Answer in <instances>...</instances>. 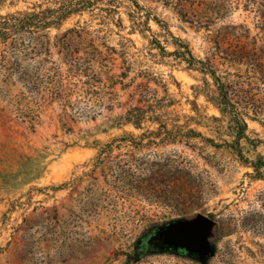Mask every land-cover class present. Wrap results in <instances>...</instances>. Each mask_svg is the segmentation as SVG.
Instances as JSON below:
<instances>
[{"label":"rangeland","instance_id":"rangeland-1","mask_svg":"<svg viewBox=\"0 0 264 264\" xmlns=\"http://www.w3.org/2000/svg\"><path fill=\"white\" fill-rule=\"evenodd\" d=\"M136 1L140 7L124 0L117 12L100 1L59 26L49 10L64 0H0V29L45 10L52 21L0 34V264H264V176L252 164L264 157V0H188L183 10L177 0ZM68 29L77 56L86 47L79 35L94 39L102 58L115 59L112 73L122 57L135 60L122 106L92 112L82 102L87 112L79 114L52 100L46 74L60 66L54 43ZM224 33L223 47L245 43L247 60L222 59ZM154 37L168 51L181 38L245 82L244 95L256 102L240 108L247 126L238 142L229 116L207 100L203 74L152 48ZM126 38L131 55H111L105 45L119 48ZM141 82L175 103L169 130L174 123L201 134L166 140L157 122L128 123L123 113ZM198 213L216 221L206 262L146 244L157 227Z\"/></svg>","mask_w":264,"mask_h":264},{"label":"trees","instance_id":"trees-1","mask_svg":"<svg viewBox=\"0 0 264 264\" xmlns=\"http://www.w3.org/2000/svg\"><path fill=\"white\" fill-rule=\"evenodd\" d=\"M100 1L104 0H64L58 9L49 10L54 16V22L60 26L69 14L79 13L84 11L90 6H94ZM124 0H108L113 7H110L114 11H118L116 7L118 4H122ZM137 7H140L136 0H131ZM181 2V9L185 8L188 0H177ZM176 1V4H177ZM192 3V2H191ZM135 12V10H133ZM184 11L188 12L187 9ZM138 12V11H137ZM48 11L43 12H33L24 19H20V22L14 20V24H10V18L8 21L4 22V26L0 29V34L2 36L7 35V29L14 26L31 28L32 26H46L52 21H47V17L42 14H47ZM133 13V12H132ZM130 13L129 16H135ZM182 14V13H181ZM14 17V15H10ZM38 18H40V22ZM43 18V19H42ZM45 18V20H44ZM24 20V21H23ZM43 20V21H42ZM135 20V19H132ZM138 24V23H137ZM20 25V26H19ZM122 25V20L120 23ZM40 27V26H38ZM71 29L67 30L62 36L56 37V42L54 43L58 46L61 57L59 59L60 66L56 67V72L53 76L46 74L47 79V89L51 94L53 101L59 103L62 110L78 112L79 114L86 113V108L90 111L95 112L102 107H108V109L114 106H122L124 102L117 101L120 94L119 91H127L133 86L132 82H127L126 79L129 78L131 69L135 60H127V57H122L121 65L119 66L120 71L112 73L115 70V59L113 57L102 58V50L95 47V40H87L81 34L79 35V43L86 45L83 52L84 56H77L79 50L74 49V37L70 34ZM229 33H224L220 36L218 41L219 51L222 54V59L230 62H240L245 61L250 56V51L246 48V44L235 43V47L227 48L223 47L226 38H228ZM46 51L50 52V47L46 42ZM150 44L152 48H157L162 55H168L174 57L176 60L186 64L188 69L199 71L203 74L204 87H206V97L209 102L215 105L224 116H229L231 132L236 137V142L244 135L246 129V122L244 120L243 110L241 106L246 108L247 105L256 102L254 98H247L245 94V82L239 80H230L228 75H223L220 70L215 66L212 57H197L192 51L188 43L184 42L181 38L175 37L173 44L175 48L172 51H168L166 45L158 38L154 37L151 39ZM112 55L114 53H120V55L127 54L131 55V48L135 47L134 41L131 38H126V41L119 42V48L116 46H111L109 44L105 45ZM88 49V50H86ZM94 52V53H91ZM252 59L248 60L250 63ZM256 61V60H255ZM254 61V62H255ZM134 62V63H133ZM64 68V69H63ZM212 82L209 81V78ZM118 85L120 88L118 89ZM211 85L213 86L211 88ZM155 92L150 93V87L148 83H138L133 92L130 94V100L133 103L128 106L123 113L124 119L128 123H132L136 127H141L145 121H152L159 123V130L166 129L167 137L166 140H175L179 134L183 132L174 123H171L174 129H168V119L174 122V118L171 117L174 111H170L169 108L175 103L172 98L167 95L161 99H157ZM167 94V93H166ZM118 96L114 99L112 96ZM244 98H247L246 100ZM116 100V101H115ZM245 100V101H243ZM84 102L85 107H80V104ZM244 102V103H243ZM243 104V105H242ZM246 104V105H244ZM194 110L197 111V106H194ZM214 119H220V117L213 116ZM182 135L191 138L194 135H200L201 133L193 128H188L187 131ZM253 167L260 176H264V157L260 156L257 161L252 162Z\"/></svg>","mask_w":264,"mask_h":264},{"label":"water","instance_id":"water-1","mask_svg":"<svg viewBox=\"0 0 264 264\" xmlns=\"http://www.w3.org/2000/svg\"><path fill=\"white\" fill-rule=\"evenodd\" d=\"M216 221L198 213L192 218H181L159 226L149 234L146 244L156 250H180L196 255L203 263L213 253L210 237Z\"/></svg>","mask_w":264,"mask_h":264}]
</instances>
